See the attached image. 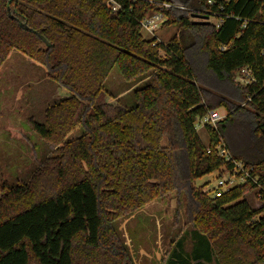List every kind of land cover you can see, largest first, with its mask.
I'll use <instances>...</instances> for the list:
<instances>
[{"label": "trees", "instance_id": "1", "mask_svg": "<svg viewBox=\"0 0 264 264\" xmlns=\"http://www.w3.org/2000/svg\"><path fill=\"white\" fill-rule=\"evenodd\" d=\"M117 1L0 0V65L18 50L67 91L31 123L59 146L0 194V264H133L118 222L172 192L190 226L165 264H264V206L245 198L264 201V0ZM164 1L189 8L165 10L166 43L140 25ZM115 66L140 81L130 107L105 89ZM243 67L254 80L238 84ZM218 107L204 143L194 121ZM235 162L248 176L225 191L194 184Z\"/></svg>", "mask_w": 264, "mask_h": 264}, {"label": "rangeland", "instance_id": "2", "mask_svg": "<svg viewBox=\"0 0 264 264\" xmlns=\"http://www.w3.org/2000/svg\"><path fill=\"white\" fill-rule=\"evenodd\" d=\"M211 20H214L211 18ZM178 32L177 25H164L156 31V38L166 43ZM145 38L151 35L141 30ZM161 56L164 53L160 52ZM234 81L242 84L234 77ZM125 80L117 67H113L105 80V89L113 96H121V103L130 107L134 104L131 89L140 83ZM63 88V87H62ZM61 86L46 76V69L40 63L30 59L18 50H11L0 65V194L16 184L27 182L32 174L50 157L59 146L51 140L41 138L32 129V121L44 122L46 108L54 101L65 96ZM114 102L115 97H108ZM216 110L226 115L224 107ZM205 128L197 131L204 143L208 137ZM82 132L77 126L66 135L70 140ZM234 180L221 187L226 190L238 181L231 170H215L194 181L209 191L220 180ZM221 189V190H222ZM213 195V192H210ZM245 198L251 207L264 206L258 189L246 193ZM119 235L127 246L133 264H165L168 253L175 246L176 239L188 229L190 224L186 217L184 195L172 192L157 198L136 210L118 222ZM190 240L185 248L190 249Z\"/></svg>", "mask_w": 264, "mask_h": 264}, {"label": "built area", "instance_id": "3", "mask_svg": "<svg viewBox=\"0 0 264 264\" xmlns=\"http://www.w3.org/2000/svg\"><path fill=\"white\" fill-rule=\"evenodd\" d=\"M106 3L108 6L111 7L112 10H117L120 8V4L118 3L117 0H106ZM170 8L189 9L188 7L182 4H175V3L168 2V1H164L161 4L160 10L149 12L141 19V22H140L141 30L147 32L153 37H156V31L161 26H163V23L167 19V14L165 13V10H168ZM194 19H203V18H194ZM218 25H219V21L215 22V26L218 27ZM236 77H237V80L240 81L242 84H247L254 80L252 71L249 67L241 68L238 71ZM223 117L224 115H220L217 110H210L204 116L197 117L196 120L194 121V126L196 129L203 128L206 125L213 126L216 124L218 120L222 119ZM219 149H220L219 154L221 156H223L225 159H231V155L226 148L219 146ZM231 172L238 182L243 181L245 177L248 176V171L243 169L241 162H235L233 168L231 169ZM233 181L234 180L232 179L227 180V183H226L225 181L223 182L222 180H220L219 183H217L216 186H214V188L210 190L213 192L215 191V194H219L225 191L221 187L223 186L228 187V185L231 184Z\"/></svg>", "mask_w": 264, "mask_h": 264}, {"label": "water", "instance_id": "4", "mask_svg": "<svg viewBox=\"0 0 264 264\" xmlns=\"http://www.w3.org/2000/svg\"><path fill=\"white\" fill-rule=\"evenodd\" d=\"M203 22H205V23H207L208 22V20L207 19H204V20H202Z\"/></svg>", "mask_w": 264, "mask_h": 264}, {"label": "crops", "instance_id": "5", "mask_svg": "<svg viewBox=\"0 0 264 264\" xmlns=\"http://www.w3.org/2000/svg\"><path fill=\"white\" fill-rule=\"evenodd\" d=\"M61 89H62V91H65V93L67 92L64 88L61 87Z\"/></svg>", "mask_w": 264, "mask_h": 264}]
</instances>
